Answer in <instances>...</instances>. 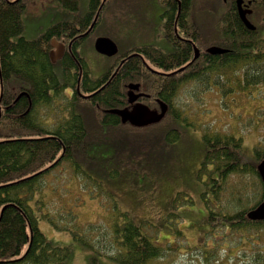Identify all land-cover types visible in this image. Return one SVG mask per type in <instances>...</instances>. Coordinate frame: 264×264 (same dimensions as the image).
Masks as SVG:
<instances>
[{
    "label": "trees",
    "instance_id": "16d2710c",
    "mask_svg": "<svg viewBox=\"0 0 264 264\" xmlns=\"http://www.w3.org/2000/svg\"><path fill=\"white\" fill-rule=\"evenodd\" d=\"M60 1L76 13L75 17L51 25L37 38L27 39L21 34L22 15L29 0H0V264H66L71 244L49 240L39 227V215L58 230H71L74 239L89 247L92 254L88 264H104L99 256L118 264H150L163 257L165 251L143 224L126 212H122L121 221L111 226L82 224L76 222L74 214L72 228L58 221L55 215L61 211L56 195L70 193L72 186L59 181L57 168L65 163L74 167L91 146L117 136L121 130L128 133L129 143L135 139L129 137H137V133L150 135L151 131L163 133L169 142L176 140L181 135L176 126L183 108L175 103V98L178 87L185 81L202 82L207 90L217 89L225 103L228 97L263 87L264 39L258 36L259 27L250 30L245 26L235 0L226 3L219 0L215 4L226 5V9L221 7L220 23L207 35L200 31L192 12L196 0H161L166 8L163 13L166 35L177 23L179 6L180 24L198 32L194 40L200 56L189 66L174 75H163L148 69L141 55L154 56L161 66L173 68L191 61L194 43H188L182 55L147 45L138 49L141 54L135 49L128 52L115 77L106 82L109 72L93 78L84 60L68 53L63 58L62 81L50 56L52 40L78 37L72 43V53L75 52L81 40L79 34L89 29L102 0H88V10L83 14L78 13L79 0ZM251 3L254 14L257 12L264 19V0ZM172 36L175 38L174 33ZM217 49L226 51L217 53ZM185 55L187 58L181 59ZM166 60L169 63L165 64ZM131 81L142 83L150 94L146 102L151 108L159 107L157 99L169 103L168 112L159 123L138 128L123 124L118 115L106 111L127 106L125 85ZM67 88H72L70 95L66 94ZM257 112L259 107L251 118L260 131ZM205 140L206 158L199 177L203 179L206 221L213 229L220 226L248 236L245 234L248 229L264 226V220L253 221L247 216L264 198V183L257 170L264 158V140L253 146L252 154L245 148L242 135L233 132L216 130L206 134ZM47 188L52 195L48 200L41 196ZM42 210L46 213H41ZM263 228L254 235L259 236ZM213 257L217 256L206 255L205 260H215Z\"/></svg>",
    "mask_w": 264,
    "mask_h": 264
},
{
    "label": "rangeland",
    "instance_id": "374dc122",
    "mask_svg": "<svg viewBox=\"0 0 264 264\" xmlns=\"http://www.w3.org/2000/svg\"><path fill=\"white\" fill-rule=\"evenodd\" d=\"M215 4H219V0H196L193 6L192 12L203 35L213 32L220 23L223 8ZM87 10L88 0H79L78 13ZM164 10L161 0H107L99 21L78 49L91 75L102 76L120 57L136 47L155 45L167 52L174 50L175 46L164 36ZM75 14L60 0H29L22 15L21 35L27 39L37 38L51 25L71 20ZM252 21L258 24V36L264 39V19L255 12ZM101 37L117 44L115 55L108 56L96 50L94 44ZM54 70L64 81L61 62L55 64ZM205 88L202 82L189 80L178 87L175 103L183 111L176 126L181 135L176 140L169 142L163 133L151 131L150 135L137 133V137H129L135 138L129 143L128 133L121 130L117 136H109L102 143L91 146L74 167L67 163L59 166L55 174L65 186L71 184L72 189L70 193L56 195L61 211L55 215L58 221L72 228L71 215L74 214L76 222L82 224L111 226L121 221L122 212H126L142 223L145 231L165 251L163 257L150 264H245L255 260L259 242L254 233L264 226L258 230L253 227L245 233L248 237L254 236L253 243L250 238L243 239L237 230L236 233L220 226L213 229L205 218L208 211L202 199L204 189L199 169L206 158V134L217 130L242 135L249 154L259 140H264L261 138L264 134V86L228 97L227 103L222 102L217 89ZM66 94L70 95L71 91ZM258 107L261 132L251 118ZM50 194L47 188L41 196L48 200ZM41 213L46 212L42 210ZM38 224L49 240L71 244L66 264H88L92 250L74 239L71 230H58L40 215ZM259 234L264 251V233ZM206 255L217 257L206 261ZM99 259L104 264H118L105 256Z\"/></svg>",
    "mask_w": 264,
    "mask_h": 264
},
{
    "label": "water",
    "instance_id": "95a60500",
    "mask_svg": "<svg viewBox=\"0 0 264 264\" xmlns=\"http://www.w3.org/2000/svg\"><path fill=\"white\" fill-rule=\"evenodd\" d=\"M106 0H103V4ZM244 0H236L239 15L244 22V24L251 30H254L256 27L248 18V14L252 12L251 9L244 8L243 6ZM98 14L95 17L94 22L92 23L89 30L85 33L88 34L89 31L94 27L96 20H97ZM53 47H55V50L51 51V57L52 60L55 62L57 59H60L63 54L62 47L59 46V43H56L55 40L52 41ZM95 48L98 52L112 56L115 55L118 52V46L117 44L106 37L98 38L95 42ZM195 52V58L198 57V50L197 48ZM226 50L224 49H217V53H223ZM58 52V53H57ZM57 54V57H56ZM59 54V55H58ZM139 84H133L131 83L129 85V97L128 100L131 104H133L132 108L124 107V108H113L106 110L109 113L116 114L120 117L121 122L123 124L129 123L134 127H146L151 124H155L160 122L164 116L166 115L168 111V104L164 101H159L160 103V111L157 109H151L148 105L143 103H135L134 101L140 96V94H136L135 90L139 89ZM88 97V96H85ZM65 152V149H64ZM63 152V153H64ZM257 170L260 174V177L262 181L264 182V158L258 163ZM248 218L251 220H264V198L255 208L248 211L247 214Z\"/></svg>",
    "mask_w": 264,
    "mask_h": 264
},
{
    "label": "flooded vegetation",
    "instance_id": "af4514ba",
    "mask_svg": "<svg viewBox=\"0 0 264 264\" xmlns=\"http://www.w3.org/2000/svg\"><path fill=\"white\" fill-rule=\"evenodd\" d=\"M248 3H251V0H246V1L244 0V4L248 5ZM249 5H252V3L249 4ZM163 6L165 7V5H163ZM165 10H166V8H165ZM165 10H164V12H165ZM180 13H181V6L178 7V13L176 15V22L177 23L174 26V28L172 29L170 35L164 34V36L175 46V49L172 50V51H168L167 52L165 50H162L161 48H158V49H160V50H162V51H164V52H166L168 54H175L176 53L177 55H182L184 53V51H186L188 43H191V42L195 43V40L194 39L197 37V34H198V32H197L196 29H192V28H189L187 26H185V28H184V26L182 24H180V22L178 21V17L180 15ZM176 28H177V32H176ZM187 30H188V32H187ZM173 33L175 34V38H173V36H172ZM81 34H83V33H80L79 34V37H81V40L77 44V46H75V48H74L75 49L74 50L75 52H73V53H72V49H73L72 48V46H73L72 43L74 41H76V39L78 37H75L76 39H69L68 40L67 38H62V39L57 40L58 43H59V46H61L62 47V50H63L62 57L57 60V62H61L62 68H63V58H66V56H67L68 53L71 54L72 57L79 56L81 59H83V57L79 54V50L78 49H79V46L81 45V43L85 40V38L89 34L84 35V36H82ZM149 46H154L155 47V45H149ZM141 47H136L135 48L136 52H138L137 54H141L142 53V52L140 53V50H138ZM195 48L196 47H194V45H193L194 55H195ZM53 50H55V47H53V45H52V50L51 51H53ZM126 54H128V52ZM126 54H124L122 57H120L118 59V61H117L118 62V65H115L112 69H110L109 71L106 72V73H108V72L110 73V76H109V78H108V80L106 82L111 81L115 77L117 71L119 70L120 64H122L121 62L122 61L124 62V60L129 56V55H126ZM194 55H193V57H194ZM50 56H51V53H50ZM56 57H57V54H56ZM141 57H143L142 60H143L144 64H146V67L148 69H151V70L155 71L156 73H160V74H163V75H174L175 73H177V71H180L178 68H181L186 63L190 62V60H188L186 63L181 64V65H178L176 67H173V68H165L164 66H161V64H159L158 62H156V57H154V56H151L149 58L148 56L146 57V56H142L141 55ZM186 58H187V55L181 57V59H186ZM152 60H154L155 63L152 62ZM166 61H165V64L169 63L168 61L167 62ZM106 73H104V74H106ZM93 78H95V77H93ZM97 78H99V77H97ZM131 83H133V84H139L140 85L139 86V89L138 90H135V93L136 94H140V96L134 101V104L135 103L147 104L146 100L148 99L147 97H150V94L147 93L142 88V83L141 82H139V81H131L128 84L125 85L127 87V103H128L126 107L132 108V106H133V104H131L129 102V100H128V97H129V85ZM67 90H70L71 91V88H68ZM168 105H169V103H168ZM157 110L160 111V106H159V109H157ZM260 244H261V242L258 244L259 250L257 251V253H258L257 256L254 258L255 260L246 261L245 264H264V251H263V249H261Z\"/></svg>",
    "mask_w": 264,
    "mask_h": 264
},
{
    "label": "bare ground",
    "instance_id": "6f19581e",
    "mask_svg": "<svg viewBox=\"0 0 264 264\" xmlns=\"http://www.w3.org/2000/svg\"><path fill=\"white\" fill-rule=\"evenodd\" d=\"M193 43V42H192ZM194 47H196V44L194 43Z\"/></svg>",
    "mask_w": 264,
    "mask_h": 264
}]
</instances>
